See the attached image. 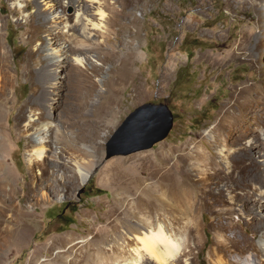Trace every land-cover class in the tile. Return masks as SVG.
<instances>
[{
    "label": "rangeland",
    "instance_id": "rangeland-1",
    "mask_svg": "<svg viewBox=\"0 0 264 264\" xmlns=\"http://www.w3.org/2000/svg\"><path fill=\"white\" fill-rule=\"evenodd\" d=\"M68 1L0 0V45L9 55V64L0 65V89H9L0 117V172L17 189L6 201L1 191L8 193L10 187L0 186V208L6 209L0 218L6 220L15 213L18 220L0 250V264H90L93 260L115 264L117 253L110 248L111 233L106 234L104 226L119 198H133L110 186V170L118 162L127 173L147 178L143 189L171 148L177 150L170 159L175 174L181 173L184 165L180 154L196 143L216 153L215 145L207 143H212L210 135L228 108L250 120L264 117V0H99L105 11L104 23L118 20L131 26L110 37L105 28L96 29L91 38L73 27L80 8L94 23H100L97 0H80L81 6L68 5ZM39 10L42 19L52 17L57 33L75 31L80 41L66 37L60 44L47 41L41 47L42 58L51 63L47 71L54 72L57 61L61 68H55L56 80L45 85L54 110L50 119L42 122L47 126L44 134L34 138L43 145L40 158L28 146L30 135L17 126L23 108L27 107V116L38 117L30 102L42 91L46 65L33 62L40 41L30 39L27 19L35 15L37 23ZM79 43L83 51L76 53ZM54 49L60 54H54ZM111 52L114 59H106ZM97 64L102 68L98 75ZM73 66L81 67L78 77L73 76ZM13 75L14 83L8 85ZM56 82L57 86L52 84ZM146 103L166 104L171 109L174 125L167 138L150 149L107 158V145L117 129ZM244 103L251 107L241 112ZM256 129L249 123L250 135L232 148V154L246 148L249 140L263 141L264 128ZM61 131L64 138L58 141L56 133ZM74 143L86 152L83 165L93 164L84 184L79 174H74L75 153L69 146ZM256 150L248 153L246 163H254L246 168L235 160L237 172L241 171L245 180H264V163ZM147 153L154 155L144 159ZM190 171L194 174V167ZM241 218L239 213L233 215L239 222L238 231L258 247L260 234L252 237L247 219L240 223ZM216 220V215L207 212L203 224L208 228ZM208 231L200 254L195 251L204 264L214 239V233ZM98 234L107 238L93 241ZM5 235L0 232L1 237ZM71 236L75 239L64 243V238Z\"/></svg>",
    "mask_w": 264,
    "mask_h": 264
},
{
    "label": "bare ground",
    "instance_id": "bare-ground-1",
    "mask_svg": "<svg viewBox=\"0 0 264 264\" xmlns=\"http://www.w3.org/2000/svg\"><path fill=\"white\" fill-rule=\"evenodd\" d=\"M42 1L45 2V0ZM55 1L61 2V0ZM75 3H80L78 6H81L80 0L68 1V5H75ZM97 3L99 6L97 15L100 17V23H94L86 16L85 12H81L83 8H80L81 10L79 9L75 16L73 30L79 29L78 32L91 38L96 29L105 28L106 35L110 37L113 34L119 35L130 28L131 25H122L118 20H108L104 23L103 5L99 0ZM37 12L36 14L39 16L37 23L35 15H31L27 19V32L33 43L40 41V47L32 54L34 64L46 65L44 68H48L51 63L42 58L41 47L45 46L47 41L60 44L66 37L78 43L79 37L76 36L75 31L73 34H70L69 30L63 34L57 33L58 27L52 17L45 16V19H42L43 13L40 10ZM116 26H120V29H116ZM65 28L67 29V26ZM81 51L83 48L79 43L74 48V52L80 53ZM54 54H60V50L54 49ZM113 54L114 52L106 54L105 58L113 60L115 57ZM2 63L9 64V55L0 45V65ZM53 66H55L54 72L50 71L49 73L47 68L44 69L45 73L41 77L42 91L40 94H36L35 99L30 102L31 110L38 112L36 113L38 117L27 116V107L18 114L17 126L24 127V132H27L32 138L28 146L32 147L31 150L35 151L38 158L43 156V145L34 138L44 134L47 126L42 122L49 120L50 114L54 110V102H51L52 98H48L50 92L45 89V85L50 84L51 80H56L55 70L57 72V69L61 68V62L57 61ZM8 67L10 70L13 69L11 65ZM80 68L78 66L72 68L75 73L73 76L78 77L82 73H80ZM94 69L97 70L98 75V71L102 68L97 64ZM11 77L8 85L13 84L16 78L14 75ZM52 84L57 86V82ZM38 88L37 86L35 92H38ZM7 90H4V87L0 89V99L8 95L9 91L7 92ZM8 98L6 97L0 102V117L4 113V106ZM258 105L262 106L263 102L259 101ZM250 107L251 104L244 103L240 110L242 112ZM233 109L231 107L227 109L222 115L221 122L214 129V135H210L213 141L207 144L215 145L216 153L210 151L208 146L204 148L196 143L188 152L180 154L184 159L181 173L175 174L170 166V159L177 151L173 148L167 152L168 157L163 158V161L156 165L151 172L152 178L147 180L150 184L143 189L142 186L146 183L145 179L147 178L127 173L120 162L110 170L112 171L110 186L116 190H123L125 194L133 195V198L126 196L119 198L109 214L108 224L104 226L106 234L111 233L110 248H113L114 253H117L115 264H204L205 261L200 260L195 255V251L199 250V253L205 246L207 239L205 234L209 232L208 228L214 233V239L208 249L206 264H252V261L264 264V180H245L241 171L237 172L238 166L235 165V160L245 168L250 166L251 162L254 163V160L246 163L245 159H250L249 152L255 151L257 147L260 149L256 150V154L262 157L261 162L264 163V135L263 141L262 138H257L255 141L248 139L246 148L236 149L235 154L231 152L233 147L242 143L250 135L249 123L257 129L264 128V117L261 115L258 116L261 119L254 117L250 120L242 113L236 114V110ZM23 123L24 125H22ZM62 132L56 133L58 141L64 138ZM254 137L258 136L254 135ZM258 143L259 145H257ZM69 146L75 153L72 157L76 163L74 174H79V180L84 184L90 178L93 164L83 165L85 163L81 160L86 152L79 143L69 144ZM178 150L180 151V149ZM153 155V153H147L143 158L149 159ZM190 167H194V174L191 173ZM0 170H2L1 164ZM41 178L45 181V172L41 173ZM55 181L59 180L55 178ZM0 186L3 189L10 187L8 193L4 194L3 190L1 191L4 200L12 199L16 195L17 189L14 188L13 181L1 175V172ZM19 205H16L14 209ZM225 206H228L227 209L224 208ZM0 212H6V209L0 208ZM207 212L217 216L216 222L210 224L208 228L203 224V217ZM235 213L241 215L240 223L241 220L247 219L248 227L252 230V237L260 234L258 247L240 234L237 228L239 222L233 220ZM224 219L228 221L227 225L223 223ZM17 221L15 213L6 220L0 218V232L6 233L5 237L0 236V250L15 230ZM99 237L102 240L107 238L106 235L98 234L92 240L96 241ZM73 239L75 238L72 236L64 238V243H70ZM89 263L97 264L94 260ZM70 264L76 263L71 262Z\"/></svg>",
    "mask_w": 264,
    "mask_h": 264
},
{
    "label": "water",
    "instance_id": "water-1",
    "mask_svg": "<svg viewBox=\"0 0 264 264\" xmlns=\"http://www.w3.org/2000/svg\"><path fill=\"white\" fill-rule=\"evenodd\" d=\"M174 114L166 104L146 103L136 108L117 129L107 145V158L152 148L167 138Z\"/></svg>",
    "mask_w": 264,
    "mask_h": 264
}]
</instances>
